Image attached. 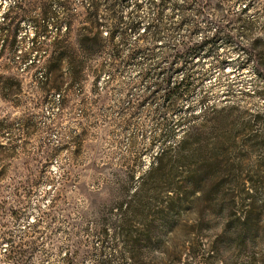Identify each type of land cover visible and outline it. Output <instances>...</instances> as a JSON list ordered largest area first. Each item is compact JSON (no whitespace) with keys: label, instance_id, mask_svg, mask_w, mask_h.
<instances>
[{"label":"rangeland","instance_id":"obj_1","mask_svg":"<svg viewBox=\"0 0 264 264\" xmlns=\"http://www.w3.org/2000/svg\"><path fill=\"white\" fill-rule=\"evenodd\" d=\"M97 1L105 15L114 0ZM166 1L157 20L124 1L148 57L93 82L69 63L87 0H0V264H264V0H198L197 18ZM151 66L169 83L143 78Z\"/></svg>","mask_w":264,"mask_h":264},{"label":"trees","instance_id":"obj_2","mask_svg":"<svg viewBox=\"0 0 264 264\" xmlns=\"http://www.w3.org/2000/svg\"><path fill=\"white\" fill-rule=\"evenodd\" d=\"M88 1V14L86 16L85 24L80 28L79 35L77 38V51L74 52L72 57V62L70 61V66L72 68L71 73L74 77L78 78L82 75L84 70L88 69L89 74L93 78V82H96L101 74L109 73L107 69L113 63L122 62L125 63L137 56L142 59H147V47L136 45L133 47L128 46L129 42L127 40V29L129 33L138 32L140 27V21L138 19L130 18L129 21L123 19V10L128 5L124 3L125 0H114L103 6L105 15L101 14V7L103 4L97 0H87ZM192 5L195 6L192 9V15L198 17V15H203V7L200 6L198 0H188ZM166 0L152 1L147 0L148 7L152 11L155 19L157 20V15L160 9L164 6ZM176 6L179 8L181 6ZM133 7L139 9V4H133ZM174 8V7H173ZM181 9V8H180ZM46 13V12H45ZM190 26L186 29L189 34H193L200 29V26L195 22V19H191ZM186 21L181 19L177 24L171 23L167 26L161 25L160 23L149 22L143 28V34H148L153 38L154 41L160 39L164 35V31L168 30L173 33L174 31L182 28V25H186ZM3 30H6L3 28ZM42 33L46 32V27L40 28ZM217 31L212 37L203 36L200 42H192L190 39L181 40L177 43L172 44L174 49V56L177 57L179 61L192 60L194 57L199 55L201 47L212 42L213 37L217 36ZM139 38L138 40H142ZM139 42V41H138ZM10 45H13V41H10ZM123 50H127L126 58H123ZM210 49L205 51V54H210ZM103 57V65L99 68H92L91 65L87 67L88 62H93L95 59ZM258 54V53H257ZM172 55V56H173ZM256 55V54H255ZM91 67V68H90ZM156 66L148 67V70L143 73V78H158L159 80L155 83L156 85H164L169 83V75L165 71H156ZM109 78V76H108ZM154 93V92H153ZM182 92L178 87H170L165 92V98L170 100V109H174V102L182 96ZM192 109V108H191ZM182 122L179 121L178 125Z\"/></svg>","mask_w":264,"mask_h":264}]
</instances>
